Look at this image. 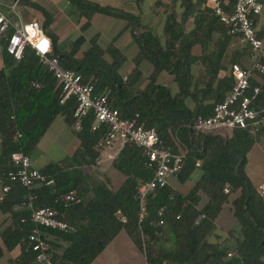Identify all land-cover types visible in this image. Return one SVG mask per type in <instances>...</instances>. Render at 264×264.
Instances as JSON below:
<instances>
[{"label": "trees", "instance_id": "16d2710c", "mask_svg": "<svg viewBox=\"0 0 264 264\" xmlns=\"http://www.w3.org/2000/svg\"><path fill=\"white\" fill-rule=\"evenodd\" d=\"M74 1L87 18L94 12H101L118 14L130 21L141 47L136 59L137 67L125 79L120 73L125 55L114 46L103 49L97 39L92 41L91 48L83 57H76L84 37L75 41L71 50L65 53H60L53 44L52 54L61 56L62 64L80 73L84 81H91L95 94L102 95L108 91L109 101L123 117L137 118L147 127H156L167 141L173 137L180 139L189 148L182 170L177 174L181 179L190 177L199 158L203 160L204 174L186 195L169 183L151 191L147 196V215L139 223V185L150 181L155 172L147 165L143 149L134 143H127L114 160L113 167L125 176L120 188L112 189L97 179L85 168L96 165L100 158L108 125L93 130L95 115L91 113L83 119L81 129L75 130L73 124L77 101L71 98L61 103V88L57 86V79L48 66L41 62L31 47L25 49L21 59L4 48L5 67L0 71V135L3 139L0 178L3 185L9 184L11 189L0 201V208L10 213L11 219L0 233V258L6 250L20 245L21 255L12 264H35L36 254L28 242L36 224L31 219L25 199L27 187L9 178V172L15 170L12 154L23 151L32 155L53 120L62 115L78 135L80 145L75 154L63 163H51L39 168L53 177L55 184L34 190L37 207L58 208L61 216L73 226L69 231L41 227L51 245L54 241L66 243L62 253L53 251L54 264H90L123 228L130 230L139 242L142 241L143 231L151 264H264V199L245 171L246 155L259 136L264 134V128L258 133L236 128L228 138L196 133L191 128L195 116H211L215 106L233 88V74L223 78H219L218 74L223 67L221 62L229 40L237 34L230 33L208 0H171L164 36L151 30L140 32V20L132 13L85 0ZM141 1L138 0L139 3ZM223 1L226 10L232 13L237 0ZM158 3L161 4L160 1ZM177 6L184 9L180 18ZM43 11L48 19V12ZM193 15L195 27L186 32V22ZM218 29L223 31L224 39L219 42L216 51L207 52L201 58L192 55L193 45L200 43L207 49L209 40ZM107 53L111 55L112 62L106 58ZM143 58L153 64L154 70L146 87L140 89L135 85L142 75L139 66ZM198 60L206 65L210 78L205 87H196L203 101L192 112L183 94L191 88L193 75L190 68ZM163 71L173 74L180 84L181 92L178 95H173L167 85L158 82L159 74ZM257 74L264 78V73ZM217 79L218 84L213 86ZM250 84L251 88L260 87L261 90L253 106L264 109V82L261 84L251 79ZM210 98L211 103L208 102ZM226 185L230 186V192L240 191V196L234 200V207L243 230L242 237H236L234 253L231 246L210 240L216 229V219L229 199L225 192ZM72 190L76 191L79 201L64 206L62 196ZM204 194L210 200L201 206ZM118 211L127 217V222L119 220L116 215ZM201 215L204 217L197 223ZM160 220H164V224L160 225ZM155 247L158 249L151 254Z\"/></svg>", "mask_w": 264, "mask_h": 264}, {"label": "crops", "instance_id": "0c3cea01", "mask_svg": "<svg viewBox=\"0 0 264 264\" xmlns=\"http://www.w3.org/2000/svg\"><path fill=\"white\" fill-rule=\"evenodd\" d=\"M85 1L101 6H111L120 12L132 13L140 20V32L151 30L159 36L165 35L164 30L168 12L171 10V0H143L140 3L138 0ZM159 1L161 4L158 3ZM0 9L12 23L38 21L45 32L51 37L53 44L56 45L60 53L69 52L73 43L80 37H84L85 40L76 54V57L81 58L91 48L92 41L97 39L98 44L103 49L114 46L125 55V61L120 68V73L125 79L137 67L136 59L141 53V47L137 42L130 21L118 14L94 12L90 18H87L82 14L77 2L74 0H0ZM43 9L48 12V19ZM176 10L180 18L184 9L182 6H177ZM255 25L259 35L264 38V11L255 18ZM185 26L186 32L191 31L195 27L194 15L188 19ZM223 39L224 33L221 29L214 31L207 49L202 44L195 43L192 47V55L201 58L207 52L211 53L214 50L216 51L219 42ZM105 56L112 62L113 59L110 54L107 53ZM221 63L223 67L219 70V78L232 75L233 63H239L243 67L251 66V51L241 35L231 36ZM4 67L3 48L0 45V71ZM139 69L142 71V75L135 86L144 89L149 82V77L154 70V66L147 58H143L140 62ZM190 71L193 75L191 88L183 96L185 97L188 108L194 112L203 101V96L197 93L196 87L198 89L205 87L210 76L208 75L206 65L201 60L195 61L191 65ZM251 79L261 84L264 82L263 76L259 74L254 75ZM158 82L167 85L173 95H178L181 92L180 84L175 80L174 75L167 71L159 74ZM217 84L218 79L215 80L213 86ZM208 102L211 103L212 99L210 98ZM79 145L80 139L74 129L69 125L64 116L58 115L40 139L31 156L34 165L38 168H43L51 163L61 164L75 154ZM2 150L3 139L0 135V155L2 154ZM113 162H108L104 165L96 164L85 169L89 173L94 174L100 181L107 183L110 188L118 189L123 185L125 176L113 167ZM97 169L102 174L96 173ZM245 171L254 187L257 188L264 181V134L259 136L248 151ZM203 174V160L199 158L196 166L190 172V177L183 180L179 175H175L170 178L169 185L186 195L200 182ZM2 186L3 183L0 178V192H2ZM40 187L42 186L38 188ZM227 194L229 199L224 203L216 219V229L210 237V240L214 242L219 241L220 243L231 246V251L234 253L236 251V237H242L241 232L243 230V225H241L240 219L236 217L234 207V200L240 196V191H231ZM209 200V196L204 194L200 202L201 206L206 205ZM10 219V213L3 212L0 208V233L9 224ZM52 245L54 252L62 253L66 243L54 241ZM158 247L153 248L154 250L150 251L151 254ZM21 252L20 245L10 251L6 250L0 258V264H12L13 260L19 258ZM90 264L151 263L149 261V252L143 247L142 241L139 242L130 230L123 228L118 231L115 237Z\"/></svg>", "mask_w": 264, "mask_h": 264}, {"label": "built area", "instance_id": "2783aa9c", "mask_svg": "<svg viewBox=\"0 0 264 264\" xmlns=\"http://www.w3.org/2000/svg\"><path fill=\"white\" fill-rule=\"evenodd\" d=\"M208 3L213 6L215 14L229 28L230 33L244 38L251 51L252 64L249 67H243L239 63L232 64V74L235 78L232 90L215 106L211 116H195L191 128L196 133L220 134L225 138L231 137L236 128L258 133L264 128V109L253 106L261 90L260 87L251 88L250 82L257 73H264V38L259 35L255 25V18L264 11V3L262 0H237L232 13L226 10L223 0H208ZM0 45L17 59L23 57L27 47L35 51L41 62L48 66L56 77L57 86L61 88V103H66L71 98L76 99L73 124L75 130L81 129L83 119L91 113L95 115L93 130L99 129L101 125H108L105 147L97 165L113 162L127 143H134L143 149L147 165L155 172L150 181L139 185L141 223L147 215V196L154 189L165 187L170 178L182 170L189 148L177 137L170 141L165 140L156 127H147L137 118L123 117L120 110L109 101L108 91L102 95L95 94V87L91 81H84L80 73L62 64L60 56L52 54V39L38 21L12 23L0 9ZM17 135L21 136V133ZM12 161L15 170L9 172V178L27 187L25 199L31 211V219L36 224L28 242L36 254L35 264H54L53 249L41 227L69 231L73 226L61 216L58 208L37 207L35 205L37 194L34 190L39 186L54 185L55 179L36 167L32 156L23 151L14 152ZM10 189L9 184L2 186L0 201ZM225 192H230L229 185H226ZM257 192L264 199V181L258 185ZM77 201L79 198L75 190L62 196L64 206ZM116 215L123 223L127 222V217L121 211L116 212ZM203 217L204 215H201L197 223ZM159 224H164V220H160ZM141 233L143 247L146 250L147 238L143 231Z\"/></svg>", "mask_w": 264, "mask_h": 264}, {"label": "rangeland", "instance_id": "374dc122", "mask_svg": "<svg viewBox=\"0 0 264 264\" xmlns=\"http://www.w3.org/2000/svg\"><path fill=\"white\" fill-rule=\"evenodd\" d=\"M96 173L102 174L98 169L96 170ZM101 178H103V177H101Z\"/></svg>", "mask_w": 264, "mask_h": 264}, {"label": "water", "instance_id": "95a60500", "mask_svg": "<svg viewBox=\"0 0 264 264\" xmlns=\"http://www.w3.org/2000/svg\"><path fill=\"white\" fill-rule=\"evenodd\" d=\"M61 57V56H60ZM62 58V57H61Z\"/></svg>", "mask_w": 264, "mask_h": 264}]
</instances>
